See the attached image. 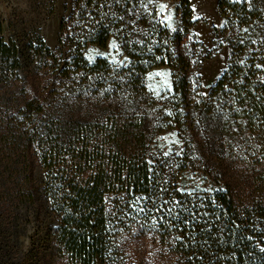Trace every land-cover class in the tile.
<instances>
[{
  "label": "trees",
  "instance_id": "obj_1",
  "mask_svg": "<svg viewBox=\"0 0 264 264\" xmlns=\"http://www.w3.org/2000/svg\"><path fill=\"white\" fill-rule=\"evenodd\" d=\"M217 10L207 96L189 0H73L55 49L0 38V264H264V0ZM110 43L122 63L84 57Z\"/></svg>",
  "mask_w": 264,
  "mask_h": 264
},
{
  "label": "rangeland",
  "instance_id": "obj_2",
  "mask_svg": "<svg viewBox=\"0 0 264 264\" xmlns=\"http://www.w3.org/2000/svg\"><path fill=\"white\" fill-rule=\"evenodd\" d=\"M219 0H189L192 19L196 21L189 36V49L192 44L199 49L202 62L196 68L200 82V92L207 96L219 76L228 65L229 49L214 36L221 19L217 5ZM73 0H0V38L7 42L12 38L29 39L38 35L51 50L55 49L60 37V24L70 13ZM163 5V8L161 7ZM158 10L171 29L178 28L174 4L160 3ZM114 43L107 46L89 47L84 53L87 61L105 58L111 63L120 64V51ZM154 90L170 87L171 78L167 70L154 71L150 76ZM160 149L165 156L176 154L181 145L174 132H168L159 139Z\"/></svg>",
  "mask_w": 264,
  "mask_h": 264
},
{
  "label": "snow or ice",
  "instance_id": "obj_3",
  "mask_svg": "<svg viewBox=\"0 0 264 264\" xmlns=\"http://www.w3.org/2000/svg\"><path fill=\"white\" fill-rule=\"evenodd\" d=\"M161 7L163 8V5ZM113 46H115V45H113Z\"/></svg>",
  "mask_w": 264,
  "mask_h": 264
}]
</instances>
